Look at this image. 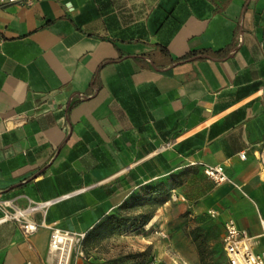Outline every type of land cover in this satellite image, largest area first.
Wrapping results in <instances>:
<instances>
[{
  "label": "crops",
  "instance_id": "obj_1",
  "mask_svg": "<svg viewBox=\"0 0 264 264\" xmlns=\"http://www.w3.org/2000/svg\"><path fill=\"white\" fill-rule=\"evenodd\" d=\"M202 51L222 58L175 64ZM263 151L264 0L0 6V196L20 211L54 202L30 220L88 234L164 183L163 210L178 198L195 221L165 264L217 261L228 220L261 255ZM218 165L233 183L205 177ZM1 217L0 264H53L48 228L26 236ZM84 251L72 264L104 263L91 240Z\"/></svg>",
  "mask_w": 264,
  "mask_h": 264
},
{
  "label": "built area",
  "instance_id": "obj_2",
  "mask_svg": "<svg viewBox=\"0 0 264 264\" xmlns=\"http://www.w3.org/2000/svg\"><path fill=\"white\" fill-rule=\"evenodd\" d=\"M43 1L46 0H0V6L19 4L32 7ZM240 159H246L245 153L240 154ZM203 173L208 180L217 186L233 183L221 165L205 167ZM53 204L54 202L51 201L41 204H31L26 209L20 211L15 210L11 202L2 200L0 196L1 221L16 222L26 236L36 234L41 228H48L50 230L49 255L53 260V264H72L75 253L83 256L81 249L87 234L61 230L55 226L48 227L44 224V221L34 222L29 219L31 215L37 213H41L44 218L47 214V209ZM209 215L212 218L216 217V213L214 212H209ZM224 231L223 250L228 264H264V253L261 255L253 253V240L241 232L233 220H228L224 224ZM176 264L185 263L179 261Z\"/></svg>",
  "mask_w": 264,
  "mask_h": 264
},
{
  "label": "rangeland",
  "instance_id": "obj_3",
  "mask_svg": "<svg viewBox=\"0 0 264 264\" xmlns=\"http://www.w3.org/2000/svg\"><path fill=\"white\" fill-rule=\"evenodd\" d=\"M159 201L139 207L140 214L156 210L155 221L150 231H146V227L144 229L134 228L121 234L105 235L91 240L92 245H97L96 253L103 258L105 263L165 264L166 260L177 258L178 253L173 249L170 240L172 236L179 235L184 241L190 243L189 237L193 234L195 221L189 218V210L180 207L181 202L178 198L171 201L167 210H163V205H159ZM88 255L90 256L85 252L81 257L89 260ZM217 261H220V264H228L224 254L219 256Z\"/></svg>",
  "mask_w": 264,
  "mask_h": 264
},
{
  "label": "trees",
  "instance_id": "obj_4",
  "mask_svg": "<svg viewBox=\"0 0 264 264\" xmlns=\"http://www.w3.org/2000/svg\"><path fill=\"white\" fill-rule=\"evenodd\" d=\"M222 57L220 54H211L208 51H202L199 53H189L185 57L179 59L175 62L176 65L192 62L200 59H213L219 60ZM180 186V183H177L175 187ZM169 199V194L167 187L164 183H155L152 186L145 187L141 190V193L135 195L132 199L133 207H141L144 204H153L160 200L159 205H164ZM129 203L124 204V210L129 207ZM131 206V207H132ZM156 210H152L146 214H139L132 217H125L119 215H111L105 220L100 222L97 226L93 228L86 236L84 244L92 239H98L105 235H115L133 230L134 228L144 229L145 227H151L155 221ZM227 261V259H226ZM201 264H220V261H209L205 258L202 253L200 257ZM228 262V261H227ZM102 264H115L113 262H104Z\"/></svg>",
  "mask_w": 264,
  "mask_h": 264
},
{
  "label": "bare ground",
  "instance_id": "obj_5",
  "mask_svg": "<svg viewBox=\"0 0 264 264\" xmlns=\"http://www.w3.org/2000/svg\"><path fill=\"white\" fill-rule=\"evenodd\" d=\"M146 231H150V227H147V228H146Z\"/></svg>",
  "mask_w": 264,
  "mask_h": 264
}]
</instances>
